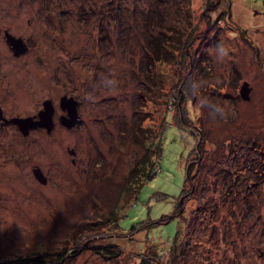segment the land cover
<instances>
[{
	"label": "rangeland",
	"instance_id": "obj_1",
	"mask_svg": "<svg viewBox=\"0 0 264 264\" xmlns=\"http://www.w3.org/2000/svg\"><path fill=\"white\" fill-rule=\"evenodd\" d=\"M208 2L0 0V106H54L49 133L0 125V260L264 264V0ZM147 149L156 170L136 192Z\"/></svg>",
	"mask_w": 264,
	"mask_h": 264
},
{
	"label": "water",
	"instance_id": "obj_2",
	"mask_svg": "<svg viewBox=\"0 0 264 264\" xmlns=\"http://www.w3.org/2000/svg\"><path fill=\"white\" fill-rule=\"evenodd\" d=\"M218 0H209L206 9H213L216 7ZM5 40L10 45L14 55H20L27 51L28 46L20 37H15L8 32L4 34ZM250 87L248 83L243 82L240 88V94L243 99L249 98ZM78 101L73 96L62 95L59 99V106L62 110H66L67 114L60 116L59 122L66 126L67 128L73 127L78 121V111H77ZM43 108L38 111L36 118L34 116L27 117H13L7 122H12L18 125L20 131L26 135L30 128L43 127L49 133L54 127L53 114L54 106L50 99H45L42 102ZM2 115L0 113V119ZM34 176L42 183L46 182V178L41 172L40 168H34Z\"/></svg>",
	"mask_w": 264,
	"mask_h": 264
},
{
	"label": "trees",
	"instance_id": "obj_3",
	"mask_svg": "<svg viewBox=\"0 0 264 264\" xmlns=\"http://www.w3.org/2000/svg\"><path fill=\"white\" fill-rule=\"evenodd\" d=\"M203 135H204L203 131L201 129H199V136L200 137H199V139H197V141L195 143V147H194V149H196V152L199 153L198 157H200V159L203 156L202 151H203L204 144L206 142ZM149 151L150 150L147 149V152H145L141 156V158L136 162V165L134 168L135 176H134V181H133L134 183L133 184H135L134 189H136V192L139 189L143 178H150L152 175V171L156 170V168L153 167L154 163L152 162V159H151L152 157L149 155ZM195 162L196 161H191L187 165L186 183H187V181H190L192 186L194 184V181H193L194 174H192V169L196 165ZM191 191H193V189L188 188V190H187L186 186H185V188H183L181 196L179 197V199H180L179 205L175 211V212H177V214H181V212L183 211L182 210L183 202L191 194ZM173 215H174V213H173ZM164 219H166V218H164ZM162 220H163V217H162ZM148 226H150V224ZM73 253H76V252L73 251ZM110 255H111L110 257H112L115 254L113 255V253L110 252ZM64 257H65L64 255L57 257V255L52 256L49 253H39V254H33V255L19 256V257H15V258H11V259H3V260H0V264H62ZM139 264H147V263L144 260H142Z\"/></svg>",
	"mask_w": 264,
	"mask_h": 264
},
{
	"label": "flooded vegetation",
	"instance_id": "obj_4",
	"mask_svg": "<svg viewBox=\"0 0 264 264\" xmlns=\"http://www.w3.org/2000/svg\"><path fill=\"white\" fill-rule=\"evenodd\" d=\"M5 32H8V33H10L8 30H4V34H5ZM11 35H13L12 33H10ZM14 36V35H13ZM6 41V40H5ZM7 43V42H6ZM8 44V43H7ZM9 46V48L11 49V47H10V45H8ZM12 50V49H11ZM17 56V55H16ZM19 56V55H18ZM67 96V95H66ZM64 111V110H63ZM77 111H78V105H77ZM0 113H1V115H2V117H1V119H0V125L1 126H3V127H7V126H16L17 127V129H18V131L21 133V135L22 136H26V135H28L31 131H34V130H36V129H43V127H34V128H30L29 130H28V133L26 134V135H24L21 131H20V129H19V127H18V125H16V124H14V123H12V122H7L6 120H9V119H11V118H13V117H7L6 116V114L4 113V110L2 109V107L0 106ZM65 113L67 114V111L65 110ZM64 115V114H63ZM35 118H36V116L35 115H33ZM60 116H62V114L60 115ZM78 122V121H77Z\"/></svg>",
	"mask_w": 264,
	"mask_h": 264
}]
</instances>
